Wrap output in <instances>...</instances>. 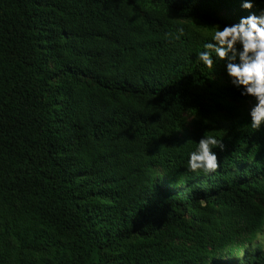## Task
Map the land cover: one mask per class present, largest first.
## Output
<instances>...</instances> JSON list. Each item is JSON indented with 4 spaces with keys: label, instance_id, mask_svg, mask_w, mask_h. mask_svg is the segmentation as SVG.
<instances>
[{
    "label": "trees",
    "instance_id": "obj_1",
    "mask_svg": "<svg viewBox=\"0 0 264 264\" xmlns=\"http://www.w3.org/2000/svg\"><path fill=\"white\" fill-rule=\"evenodd\" d=\"M246 15L0 0V264H264V126L197 59ZM204 135L225 145L211 174L187 167Z\"/></svg>",
    "mask_w": 264,
    "mask_h": 264
},
{
    "label": "clouds",
    "instance_id": "obj_2",
    "mask_svg": "<svg viewBox=\"0 0 264 264\" xmlns=\"http://www.w3.org/2000/svg\"><path fill=\"white\" fill-rule=\"evenodd\" d=\"M257 2L264 0H240L242 10L248 15L241 16L238 22L221 27L215 24L216 30L210 41L204 44L206 51L198 53L197 59L205 66L216 69L213 53L220 61L225 62L226 73L233 86L242 89V97H251L255 101L250 107V125L255 132L264 126V8L253 11ZM179 31L183 33V28ZM224 150L222 140L215 136H203L197 148L190 152L187 167L192 172L204 174L215 173L220 169V161L213 149Z\"/></svg>",
    "mask_w": 264,
    "mask_h": 264
},
{
    "label": "rangeland",
    "instance_id": "obj_3",
    "mask_svg": "<svg viewBox=\"0 0 264 264\" xmlns=\"http://www.w3.org/2000/svg\"><path fill=\"white\" fill-rule=\"evenodd\" d=\"M187 117H188V120L190 121V120H192V118H194V116L193 115H187Z\"/></svg>",
    "mask_w": 264,
    "mask_h": 264
}]
</instances>
